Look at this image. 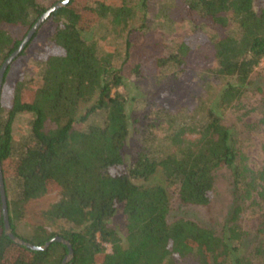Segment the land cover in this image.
Returning <instances> with one entry per match:
<instances>
[{"label": "trees", "instance_id": "trees-1", "mask_svg": "<svg viewBox=\"0 0 264 264\" xmlns=\"http://www.w3.org/2000/svg\"><path fill=\"white\" fill-rule=\"evenodd\" d=\"M135 1L69 0L40 25L50 23L43 46L10 85L9 66L28 43L7 66L0 88V171L10 232L34 246L55 236L64 239L72 253L64 264H264V226L259 217L244 214L254 179L235 132L219 116L253 93L264 107V84L253 79L264 60V0H173L165 8L169 22L187 23L190 31L173 54L151 61V76L180 66L192 49L208 44L212 73L223 83L201 120L175 124L168 116L159 139L153 135L157 118L132 113L140 98L119 92L125 88L121 71L85 37L106 18L123 30L133 19ZM53 4L0 0V66ZM139 4L145 14L144 2ZM8 28L23 30L20 39ZM129 72L143 77L148 69L138 64ZM17 115L31 119L27 134L14 140ZM141 119L149 120L148 137L127 162L124 146L129 132L143 126ZM220 169L230 173V203L217 232L176 212L208 209ZM51 193L58 200L41 213L50 228L37 225L27 238L17 235L25 205ZM117 215L119 227L111 224ZM57 223L67 227L53 229ZM67 253L58 242L43 251L13 242L0 217V264H61Z\"/></svg>", "mask_w": 264, "mask_h": 264}, {"label": "rangeland", "instance_id": "rangeland-1", "mask_svg": "<svg viewBox=\"0 0 264 264\" xmlns=\"http://www.w3.org/2000/svg\"><path fill=\"white\" fill-rule=\"evenodd\" d=\"M60 1L62 0H39L46 7ZM138 1L141 0L133 3L137 6V9L133 10V19L123 30L113 26L110 18H106L97 23L90 33L85 34V37L95 42L100 54L110 55L112 66L121 71L125 88H119V92H125L127 97L135 95L140 98L137 102H133L132 113L147 114L149 120L157 118L159 126L153 129V135L159 139L163 136L168 116L173 117L175 124L188 123V119L193 117L194 121L201 120L205 109L215 100L223 81L215 78L212 73L215 60L208 44L192 49L188 56L181 60L180 66L157 69L155 75L151 76L155 71L152 69L151 61L173 54L181 39L190 31V25L169 22L163 16L165 8L170 6L173 0H142L145 4L143 9L145 14ZM49 26L50 23L45 22L28 42L23 55L10 64L6 76L8 85L24 67L30 64L34 51L43 46ZM8 30L17 39L23 34V30L14 28ZM138 64L146 66L148 69L146 76L137 77L130 74V69ZM263 66L264 60L253 72V79L258 80L262 85L264 84ZM260 101L256 93L249 94L243 97L239 104H234L231 108L220 112L219 116L223 125L235 132L240 157L246 166L249 178L254 179L251 198L246 200L244 214L249 217H259L264 226V193H260V188L264 187V107L261 106ZM30 119L29 115H17L14 118L12 123L14 140H19L27 134ZM148 119H141L139 125L143 126H139L137 131L129 132L124 146L127 162L131 160L132 152L140 144L141 138L148 137L147 127L144 126L148 123ZM151 130L150 128L149 131ZM229 193V170L220 169L214 174L213 198L208 209L180 207L176 213L184 212L186 217L211 224L218 232L221 230L230 203ZM57 200L58 195L51 193L27 203L22 217L16 222V234L27 238L32 228L37 225L49 229L50 226L43 220L41 213ZM121 222L118 215L111 220V224L116 227H119ZM66 227L62 223H57L52 228ZM103 246L109 251L108 245L103 244Z\"/></svg>", "mask_w": 264, "mask_h": 264}, {"label": "water", "instance_id": "water-1", "mask_svg": "<svg viewBox=\"0 0 264 264\" xmlns=\"http://www.w3.org/2000/svg\"><path fill=\"white\" fill-rule=\"evenodd\" d=\"M68 1L69 0H62L58 3H55L51 7H49L44 13H42L37 18V20L34 22V24L30 27V29L26 32L25 36L23 37V39L21 40L17 48L3 61V63L0 66V88H1L2 77H3V74L7 66L19 55V53L22 51L25 45L30 41L31 37L34 35V33L37 31L40 25L47 19L50 13L57 10L58 8L65 6L68 3ZM0 217H1L4 234L8 236L13 242L19 245H22L32 251H43L48 247L50 243L58 242L68 247V253L67 255L63 257L61 264L66 263L72 256L69 244L67 243V241H65L64 239L60 237H57V236L52 237L51 239H49V241L44 243V245L34 246L12 235V233L10 232L9 224H8V215H7V209H6L5 193H4V188H3L1 171H0Z\"/></svg>", "mask_w": 264, "mask_h": 264}]
</instances>
